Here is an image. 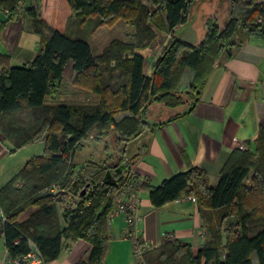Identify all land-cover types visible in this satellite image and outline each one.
<instances>
[{"label":"trees","instance_id":"obj_1","mask_svg":"<svg viewBox=\"0 0 264 264\" xmlns=\"http://www.w3.org/2000/svg\"><path fill=\"white\" fill-rule=\"evenodd\" d=\"M195 1L30 0L26 5V0H0V11L18 15L23 9L40 37L29 65H11L10 56L0 52V132L15 149L38 141L45 144L43 153L32 156L0 189L2 232L12 259L22 258L34 244L43 262L49 263L60 255L63 239H85L91 244L89 258L78 264H105L107 218L131 168L120 144L118 157L101 163L89 160L79 165L73 161L75 151L93 129L102 134L112 124L120 143L137 136L148 126L144 115L153 103L186 107L182 96L194 97L188 113L217 58L231 57L246 40L264 38V0H230L224 28L209 19L199 45L175 38L164 45L186 22ZM116 21L132 26V33L113 36L96 53L91 37ZM144 47H151L146 56L136 53ZM70 69L74 76L68 94L78 96L85 89L99 99L85 103L58 98L46 104ZM106 71L108 78L117 74V81L109 82ZM185 79L188 84L182 89ZM116 111L127 114L117 119ZM53 186L57 189L51 190ZM61 194L78 200L64 203L58 200ZM184 195L209 209L224 207L219 228H208L198 248L172 241L150 248L147 264H254L255 259L264 264V126L253 148L232 153L216 185L210 184L204 168L191 166L149 188L155 207ZM31 206L37 209L19 222Z\"/></svg>","mask_w":264,"mask_h":264},{"label":"crops","instance_id":"obj_2","mask_svg":"<svg viewBox=\"0 0 264 264\" xmlns=\"http://www.w3.org/2000/svg\"><path fill=\"white\" fill-rule=\"evenodd\" d=\"M1 11L8 14L7 10ZM230 11V0H196L186 22L174 29L164 45L172 38L191 46L199 45L208 31V20L215 19L224 28L230 19ZM47 18L53 22V16L47 15ZM66 21L67 17H64V28ZM0 24H4L0 27V52L10 56L11 65H29L40 44L39 35L32 30L31 17L22 9L18 15H11L6 22L0 21ZM102 29L97 33L96 53H100L103 45L113 36H126L133 31L132 26L128 25L122 31L116 28L113 31ZM150 50L151 47L139 48L136 53L146 56ZM161 50L157 51L153 60H156ZM147 74H151V69H148ZM73 76L71 69L68 70L58 91L47 96L45 103L52 104L58 98L62 101L65 98L63 94L69 95L67 88L72 87ZM187 81L185 79L182 89L187 87ZM92 97L99 99L94 92ZM185 111V106L170 107L162 102L153 103L144 115L148 126L137 136L122 141L120 146L114 124L102 134L93 129L83 140L84 143L105 139L107 147L109 145L112 148L110 160L118 157L119 148L124 149L123 156L128 158L130 168L140 183L138 233L151 248L166 241L188 243L198 248L204 243L208 228H219L225 213L224 207H203L195 197L189 195L155 207L149 200V188L160 185L164 179L177 173L187 171L191 166L204 168L210 176V184L214 186L235 150L253 148L264 126V38L246 40L234 50L231 57L217 58L196 95L195 107L188 113ZM121 112L122 115L127 114ZM1 134L0 189L31 158L20 163L17 160L18 151L33 144L15 149L11 141ZM110 137L114 141H111L112 138L109 140ZM240 144H244L245 149H240ZM89 160L94 159L76 163L81 165ZM94 161L104 162L101 159ZM143 184L144 187H141ZM36 209V206L27 208L20 214L18 221H25ZM4 218L0 209V264H16L9 256L5 244L2 232ZM107 226L109 249L105 264H135L131 259L132 240L123 237L127 226L126 214L116 216L110 223L107 222ZM63 245L56 259L42 264H78L88 261L91 244L87 240L63 239ZM254 264H258L256 259Z\"/></svg>","mask_w":264,"mask_h":264},{"label":"built area","instance_id":"obj_3","mask_svg":"<svg viewBox=\"0 0 264 264\" xmlns=\"http://www.w3.org/2000/svg\"><path fill=\"white\" fill-rule=\"evenodd\" d=\"M1 139L2 134L0 132V140ZM239 148L245 149L244 144H240ZM125 161H128V158H126ZM139 187L140 183L131 170L130 179L120 188L115 196L114 207L109 213L107 221L110 223L116 216L122 213L126 214L127 226L123 237L132 240V254L135 259V264H147L145 254L151 247L142 239L137 229V209L140 204ZM56 189V186L51 188V190ZM170 237L172 238L173 235H170ZM14 261L16 264H42L43 258L40 251L34 247L22 258L14 259Z\"/></svg>","mask_w":264,"mask_h":264},{"label":"rangeland","instance_id":"obj_4","mask_svg":"<svg viewBox=\"0 0 264 264\" xmlns=\"http://www.w3.org/2000/svg\"><path fill=\"white\" fill-rule=\"evenodd\" d=\"M29 2H30V0H26L25 4L28 5ZM128 26H130V25H128ZM125 27H127V24L123 23L122 21L121 22L120 21L119 22L116 21L115 24H113V25H105L103 28H105V30H112V31L114 30V28H116V30L122 31L123 29H125ZM101 30H103V29H101ZM96 37H97V34L92 36L91 37V42H92L93 47L97 51L98 50L97 49L98 45H97V42H96ZM105 74H106L105 77L108 79L109 82L117 81V78H119V77L115 76L117 74H115L112 78H108L109 77L108 71H106ZM79 93L80 94H78V96H77V94H76V96L75 95L72 96V94H69V95L65 96V94H63L64 95L63 97H65L66 99H69L71 101L74 100L76 102L92 103V102L95 101V99L92 97V94H93L92 91L82 89L81 92H79ZM182 98H183V100L186 101V104H185L186 107L190 106L192 101L195 99L194 97L188 99V96H186V95L182 96ZM115 113H116L115 117L117 119H120L123 116L121 111H116ZM111 138L112 137H110L109 140H111ZM111 141H114L113 138H112ZM118 141H119L118 144H121L120 140H118ZM44 147H45V145H44L43 141H38V142H35V143H33V144L29 145V146H26L25 148H22V149H20L18 151L17 160H19L20 163L23 164L24 161H27L30 157L35 156V155H41L43 153V151H44ZM111 151H112V148L110 149L109 145L107 147L105 139H103L101 141L93 140L91 142H84L83 146L79 150L76 151V153L74 155V159H75L76 162H82V161H85V160H88V159H94V160H98V159L100 160L101 159L102 161L110 160L111 159V154H110ZM126 158L127 157H124V159H126ZM79 167L80 166H78V168ZM58 200H62V202L64 201V203L66 202L68 204H72L73 202H76L78 200V197L76 195H74L73 197H65L64 194H61L58 197ZM132 258L135 261V259L133 257V254H132L131 259ZM171 264H175V262H173ZM176 264H178V263H176Z\"/></svg>","mask_w":264,"mask_h":264},{"label":"water","instance_id":"obj_5","mask_svg":"<svg viewBox=\"0 0 264 264\" xmlns=\"http://www.w3.org/2000/svg\"><path fill=\"white\" fill-rule=\"evenodd\" d=\"M10 16H11L10 13L6 14L5 12L0 11V21L1 22H6ZM83 191H85V190H83Z\"/></svg>","mask_w":264,"mask_h":264}]
</instances>
